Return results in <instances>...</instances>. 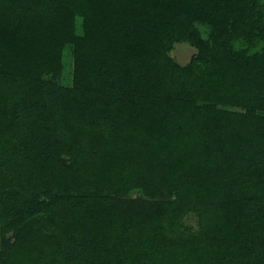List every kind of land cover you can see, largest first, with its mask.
I'll return each instance as SVG.
<instances>
[{"label":"trees","instance_id":"trees-1","mask_svg":"<svg viewBox=\"0 0 264 264\" xmlns=\"http://www.w3.org/2000/svg\"><path fill=\"white\" fill-rule=\"evenodd\" d=\"M263 3L0 0V264H264Z\"/></svg>","mask_w":264,"mask_h":264},{"label":"rangeland","instance_id":"rangeland-1","mask_svg":"<svg viewBox=\"0 0 264 264\" xmlns=\"http://www.w3.org/2000/svg\"><path fill=\"white\" fill-rule=\"evenodd\" d=\"M262 8L264 9V3L262 4ZM261 23L264 25V21H261ZM195 53H196V50H194L188 44H178L173 53V56L179 64L186 65L187 63H189L190 59L193 57ZM0 219H1V216H0Z\"/></svg>","mask_w":264,"mask_h":264}]
</instances>
